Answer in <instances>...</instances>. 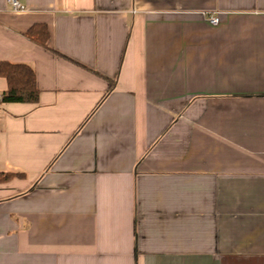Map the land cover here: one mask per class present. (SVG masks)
I'll use <instances>...</instances> for the list:
<instances>
[{
	"label": "crops",
	"instance_id": "1",
	"mask_svg": "<svg viewBox=\"0 0 264 264\" xmlns=\"http://www.w3.org/2000/svg\"><path fill=\"white\" fill-rule=\"evenodd\" d=\"M20 2L0 61L40 93L0 99V264H264V0Z\"/></svg>",
	"mask_w": 264,
	"mask_h": 264
},
{
	"label": "trees",
	"instance_id": "2",
	"mask_svg": "<svg viewBox=\"0 0 264 264\" xmlns=\"http://www.w3.org/2000/svg\"><path fill=\"white\" fill-rule=\"evenodd\" d=\"M28 34L43 46H47L48 31L45 25L39 26L37 30H29ZM0 76L5 77L8 82V87L1 96L4 102H36L38 100L40 90L36 72L29 64L0 61ZM114 84V81H110L102 99L112 91ZM4 178H7V175Z\"/></svg>",
	"mask_w": 264,
	"mask_h": 264
},
{
	"label": "built area",
	"instance_id": "3",
	"mask_svg": "<svg viewBox=\"0 0 264 264\" xmlns=\"http://www.w3.org/2000/svg\"><path fill=\"white\" fill-rule=\"evenodd\" d=\"M7 1H8V4H10L12 8L16 11H21L25 9V5L22 4L20 0H7ZM210 19L212 20V22L218 21L217 17H211ZM0 99H1V95H0Z\"/></svg>",
	"mask_w": 264,
	"mask_h": 264
}]
</instances>
